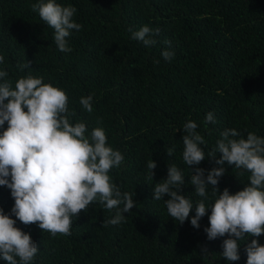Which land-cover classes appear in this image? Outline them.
I'll return each mask as SVG.
<instances>
[{
    "label": "trees",
    "instance_id": "1",
    "mask_svg": "<svg viewBox=\"0 0 264 264\" xmlns=\"http://www.w3.org/2000/svg\"><path fill=\"white\" fill-rule=\"evenodd\" d=\"M36 2L0 0V55L5 58L0 68L13 82L31 73L65 90L69 109L76 112L73 122H86L89 132L102 127L108 144L124 155L110 176L136 203L124 222L111 225L106 221L114 211L94 202L72 218L70 235L52 236L38 224L17 220L16 227L30 233L39 249L33 264H247V244L258 239L264 245V234L241 241L240 260L229 262L221 255L229 237L210 241L204 231L211 209L199 229L191 225L202 198L182 159V128L189 120L198 124L206 153L216 148L225 129L234 128L244 138L248 133L264 137V0H56L74 6L73 19L83 25L67 38L70 52L58 50L54 29L32 10ZM144 25L160 29L154 46L131 38ZM165 50L175 53L171 62L163 58ZM27 61L30 68L21 72L17 64ZM89 95L91 113L80 104ZM208 112L215 124L204 123ZM167 146H175L172 157ZM152 159L157 163L153 179L146 167ZM169 164L182 170L181 194L194 204L183 224L168 215L164 200L153 197ZM218 166L212 158L199 165ZM223 167L221 193L228 188L235 194L250 183V173L227 162ZM215 199L209 187L205 203L211 206ZM14 203L11 190L0 186L5 214ZM0 264L8 262L0 258Z\"/></svg>",
    "mask_w": 264,
    "mask_h": 264
},
{
    "label": "clouds",
    "instance_id": "2",
    "mask_svg": "<svg viewBox=\"0 0 264 264\" xmlns=\"http://www.w3.org/2000/svg\"><path fill=\"white\" fill-rule=\"evenodd\" d=\"M31 7L54 29L58 50L72 51L67 38L73 30L83 28L73 19L77 9L56 0H37ZM159 34V28L144 25L132 31L131 38L151 47L157 43L155 37ZM164 43L171 46L169 40ZM174 55L171 51L162 52L168 62ZM4 59L0 55V65ZM31 63H18L17 68L22 72ZM8 77L9 72L0 68V129L6 122L8 125L0 133V186L11 190L15 203L10 214L0 207V258L8 264H33L39 249L30 233L16 227L17 220L25 225L38 224L52 236L70 235L72 218L79 217L82 210L86 212L92 203L99 202L103 209L114 211L106 223L117 225L125 221V213H130L136 202L110 176L113 168L122 165L124 155L108 144L102 127L89 132L86 122H73L76 112L69 109L65 90L31 73L15 82ZM80 104L88 113L93 111L91 95L82 97ZM204 123H216L212 112L207 113ZM197 129L193 120L182 128V159L191 169L190 183L196 195L202 198L195 203L191 225L199 229L200 220L211 209L210 226L204 229L208 240L227 235L221 255L229 262L238 261L241 241L264 234V137L248 133L244 138L234 128L225 129L216 148L206 153L202 147L206 141ZM174 152L175 146L166 147L169 157ZM216 153L222 154L219 159ZM206 158L215 159L219 166L210 170L199 167ZM225 162L250 173V183L235 194L228 188L221 193L218 187L226 171ZM146 167L153 179L157 163L149 160ZM184 184L182 170L169 164L167 178L153 189L154 200H164L168 215L180 224L188 220L194 206L191 198L181 194ZM209 187L216 197L211 206L205 203ZM165 196L169 199L165 200ZM202 251L207 254L206 248ZM246 253L247 264H264V245L258 239L247 244Z\"/></svg>",
    "mask_w": 264,
    "mask_h": 264
}]
</instances>
